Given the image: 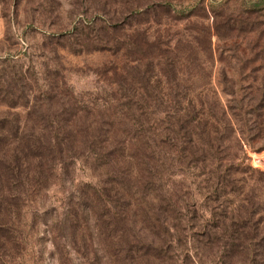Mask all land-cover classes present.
Listing matches in <instances>:
<instances>
[{"label":"trees","instance_id":"obj_1","mask_svg":"<svg viewBox=\"0 0 264 264\" xmlns=\"http://www.w3.org/2000/svg\"><path fill=\"white\" fill-rule=\"evenodd\" d=\"M109 1L112 10L106 15L118 22L112 31L122 34L109 41L111 50L97 51H109L116 58L104 70L116 78L113 114L91 113L86 119L71 114L66 121L71 129L60 128L58 118L57 126L47 119L48 127L31 132L21 126L12 129L10 120L0 121V264H14L26 251L23 231L35 229L40 213L53 219L45 225L59 261L173 264L171 245L182 222L170 190L155 187V173L163 178L159 170L169 163H177L183 171L188 165L206 166L213 161L225 166L228 160V142L237 132L238 107L229 110L218 98L204 99L205 88L190 83V64L196 55H212L211 30L194 29L198 36L191 40L176 33L170 40L162 32L194 16L182 4L176 10L180 0ZM224 17L215 14V19ZM164 19L174 25L165 24ZM126 21L135 22L137 28L130 25L127 30ZM150 21L156 24L155 31L138 27ZM242 23L230 32L257 30L255 24H246L245 30ZM203 34L206 40L201 44ZM242 89L240 95L245 96ZM256 89L264 93V86ZM190 93L197 96L188 97ZM256 110L239 108L246 116H254ZM93 122L106 124L109 130L89 133L78 129L84 123L93 128ZM86 154L93 156L94 169L108 177L99 182L74 178L71 169ZM214 170L216 177L219 170ZM68 183L60 205L44 208L42 201L49 199L53 188ZM222 183L223 189L228 187L227 179ZM153 200L161 202L160 216L154 213ZM238 232L239 240L246 239L245 228Z\"/></svg>","mask_w":264,"mask_h":264},{"label":"rangeland","instance_id":"obj_2","mask_svg":"<svg viewBox=\"0 0 264 264\" xmlns=\"http://www.w3.org/2000/svg\"><path fill=\"white\" fill-rule=\"evenodd\" d=\"M263 2L180 0L176 10L180 11L182 4L187 14L194 16L166 34L162 32L164 36L170 35V40L176 33L191 40L198 36L194 29H210L212 55H196L197 60L190 64L193 77L190 83L205 88L201 96L204 99L218 98L229 110L238 107L234 121L237 132L228 142L225 166L213 161L206 166L191 164L181 171L177 163H169L159 170L164 173L163 178L155 173V187L170 190L182 222L171 245L173 264H264V116L259 117L264 115V93L256 89L264 86ZM109 3V0H0V121L10 120L12 129L21 126L31 132L48 127L47 119L54 120L57 126L58 118L61 128L67 127L71 114L77 113L84 119L91 118V113L113 114L116 78L104 70L116 58L109 51H97L111 50L109 41L122 34L112 31L118 22L106 15L112 10ZM252 9L259 11L249 13ZM216 13L225 17L215 19ZM165 20V24L174 25ZM241 22L245 30L246 24L257 25V30L231 33L230 28ZM125 24L127 30L130 25L137 28L135 22ZM138 27L157 29L151 21ZM199 38L204 44L205 35ZM140 71L144 74V70ZM184 80L189 81L188 77ZM241 88L245 96L240 95ZM196 96L188 94L191 98ZM241 106L248 110L257 108L255 115L240 113ZM93 123V128L84 123L78 129L89 133L109 130L106 124ZM91 156L86 154L72 167L76 180L99 182L108 177L106 172L94 169ZM214 169L219 170L216 177ZM223 175L228 180L224 189ZM64 187L70 188L69 183L53 188L49 199L42 201L44 208L60 205ZM152 205L154 213L160 216L161 202L153 200ZM27 218L30 221L32 216ZM51 218L50 214L44 217L40 213L35 229H24L26 251L14 264H81L75 258L59 261L53 255L45 225H51ZM242 228L247 237L239 240L238 231Z\"/></svg>","mask_w":264,"mask_h":264}]
</instances>
